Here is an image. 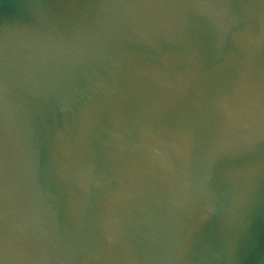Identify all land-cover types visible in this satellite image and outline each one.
I'll return each instance as SVG.
<instances>
[{
	"label": "clouds",
	"instance_id": "1",
	"mask_svg": "<svg viewBox=\"0 0 264 264\" xmlns=\"http://www.w3.org/2000/svg\"><path fill=\"white\" fill-rule=\"evenodd\" d=\"M19 2L0 29V264H210L213 238L237 264L264 179V76L252 74L264 0H105L71 26ZM229 41L239 79L213 78L172 126L155 109L122 113L101 76L171 90L154 60L194 64Z\"/></svg>",
	"mask_w": 264,
	"mask_h": 264
},
{
	"label": "water",
	"instance_id": "2",
	"mask_svg": "<svg viewBox=\"0 0 264 264\" xmlns=\"http://www.w3.org/2000/svg\"><path fill=\"white\" fill-rule=\"evenodd\" d=\"M105 0H40L46 11L53 14L57 26H71L82 18L91 19L95 6ZM259 4L261 0H251ZM21 4L19 0H0V29L10 28L14 22L16 13ZM253 27L259 31V24L253 20ZM220 55L210 49L197 57V62L190 64L182 58L170 59L167 63L157 58L152 62V71L166 76L173 85L169 90L159 80L150 76H143L138 79H129L124 75L113 77L108 72H101V76L108 87H115L118 93L113 97L117 108L128 116H134L146 109H155V119L163 126H172L180 117L182 112H195L192 101L196 98L198 91L213 78L225 80L231 86L239 79L240 73L236 66L229 62L225 63V57L235 54L237 59L244 58L231 42H227ZM252 74L255 78L264 76V45L257 48L252 57ZM183 85L177 90L175 85ZM78 87L83 91L85 84L80 82ZM96 102L100 97L96 96ZM87 100V95L76 97V106L79 107ZM100 122H109V113L100 112ZM52 125V120L48 119ZM64 121L59 112L56 114V127H63ZM264 150V145L260 146ZM215 234V222L211 226ZM240 245L237 256V264H264V179H261L256 187L253 200L245 216L244 228L238 239ZM223 244L220 241L212 240L213 252H218V257H209L210 264H226L225 256L220 249Z\"/></svg>",
	"mask_w": 264,
	"mask_h": 264
}]
</instances>
